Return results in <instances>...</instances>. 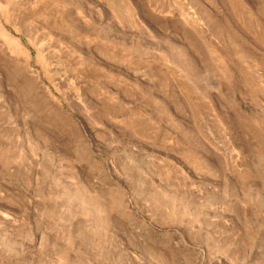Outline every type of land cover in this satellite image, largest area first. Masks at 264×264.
<instances>
[{
	"label": "rangeland",
	"instance_id": "obj_1",
	"mask_svg": "<svg viewBox=\"0 0 264 264\" xmlns=\"http://www.w3.org/2000/svg\"><path fill=\"white\" fill-rule=\"evenodd\" d=\"M0 25V264H264V0Z\"/></svg>",
	"mask_w": 264,
	"mask_h": 264
},
{
	"label": "bare ground",
	"instance_id": "obj_2",
	"mask_svg": "<svg viewBox=\"0 0 264 264\" xmlns=\"http://www.w3.org/2000/svg\"><path fill=\"white\" fill-rule=\"evenodd\" d=\"M2 9V8H1ZM1 26V25H0ZM33 73V75H34V79L36 80V82L37 81H40V76H39V74L38 73H36V72H32ZM40 84H42V85H44V83L43 82H41ZM39 85V84H38ZM41 88V87H40Z\"/></svg>",
	"mask_w": 264,
	"mask_h": 264
}]
</instances>
